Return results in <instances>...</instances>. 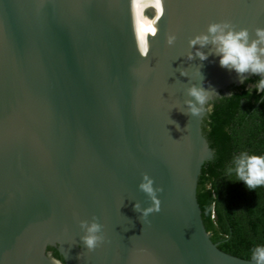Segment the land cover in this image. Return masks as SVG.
<instances>
[{
	"label": "water",
	"instance_id": "95a60500",
	"mask_svg": "<svg viewBox=\"0 0 264 264\" xmlns=\"http://www.w3.org/2000/svg\"><path fill=\"white\" fill-rule=\"evenodd\" d=\"M218 22L255 39L264 0H0V264H255L210 240L196 196L213 151L187 89L257 76L195 56Z\"/></svg>",
	"mask_w": 264,
	"mask_h": 264
},
{
	"label": "trees",
	"instance_id": "16d2710c",
	"mask_svg": "<svg viewBox=\"0 0 264 264\" xmlns=\"http://www.w3.org/2000/svg\"><path fill=\"white\" fill-rule=\"evenodd\" d=\"M259 77L250 76L231 95L209 103L202 133L213 156L202 167L197 182V202L205 230L218 249L252 261V250L264 245V186L248 190L227 168L242 151L264 154V91L257 93ZM61 261L57 250L47 248Z\"/></svg>",
	"mask_w": 264,
	"mask_h": 264
},
{
	"label": "clouds",
	"instance_id": "9594fccd",
	"mask_svg": "<svg viewBox=\"0 0 264 264\" xmlns=\"http://www.w3.org/2000/svg\"><path fill=\"white\" fill-rule=\"evenodd\" d=\"M255 35V39H250L247 29L236 30L228 22H218L209 24L205 33L194 36L188 44L189 47L199 46L195 50V56L200 61L207 59V55L199 49L211 44L220 67L234 71L240 77L245 73L257 75L259 79L255 84V91L260 93L264 91V28H257ZM174 39V35H169L166 43L171 45ZM188 59H192L191 53ZM181 75L185 73L181 72ZM211 93L215 92L211 91ZM187 95L192 98L185 102L188 114L191 116L212 111V105L208 103L209 90L193 85L187 89ZM226 171L228 175L235 174L238 181L248 190L264 186V154L257 155L242 151L233 158ZM143 181L139 188L152 199V206L141 212V217L146 218L150 213L159 211V201L155 198L152 181L147 176ZM133 207L139 210L138 204ZM80 227L84 232L80 239L84 247L92 251L103 238L102 225L93 219L91 222L81 221ZM251 259L255 264H264V245L256 246L252 250Z\"/></svg>",
	"mask_w": 264,
	"mask_h": 264
}]
</instances>
